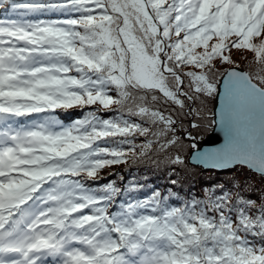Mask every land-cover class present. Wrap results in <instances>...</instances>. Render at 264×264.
Masks as SVG:
<instances>
[{"label":"snow or ice","instance_id":"obj_1","mask_svg":"<svg viewBox=\"0 0 264 264\" xmlns=\"http://www.w3.org/2000/svg\"><path fill=\"white\" fill-rule=\"evenodd\" d=\"M0 9V264H264V196L245 194L264 192V0ZM217 98L225 142L202 148ZM130 163L173 188L190 168L235 175L136 198L145 184L102 175Z\"/></svg>","mask_w":264,"mask_h":264},{"label":"trees","instance_id":"obj_2","mask_svg":"<svg viewBox=\"0 0 264 264\" xmlns=\"http://www.w3.org/2000/svg\"><path fill=\"white\" fill-rule=\"evenodd\" d=\"M0 13L8 16V13L5 9H0ZM242 51V50H240ZM246 51V50H244ZM252 59V54L247 51L245 59H237L241 66H244L248 62V60ZM60 118L67 124L71 123L76 119L81 118V114L79 110H70L65 113L63 111H58ZM212 128V126L210 127ZM109 171L119 173V176L115 177L117 183H123L127 185L130 182H139L141 184H145L146 187L141 192L133 193L132 196L136 198H143L145 194H150L152 189H157L161 192H165L167 190L176 191L179 193L181 200L188 199L189 197H200L203 195V189L210 187L212 184L216 182L226 183L231 180L226 179L222 175L227 172H208L215 173L216 176L208 177L206 172L201 170V173L197 174L195 172L189 171L188 174L182 175V183H178L175 188L170 183L171 179H175V176L169 171L167 167L163 164L157 168L151 164H139V165H120L114 167L110 170H105L102 172V175L108 176ZM124 177V181L122 182L120 177ZM112 179V177H109ZM248 197L252 199L258 200V197H261L260 193H245ZM170 203L173 206H177L180 204L179 200H171Z\"/></svg>","mask_w":264,"mask_h":264},{"label":"water","instance_id":"obj_3","mask_svg":"<svg viewBox=\"0 0 264 264\" xmlns=\"http://www.w3.org/2000/svg\"><path fill=\"white\" fill-rule=\"evenodd\" d=\"M213 108H215V111L217 112V115L215 117V123H212V128L208 132V134L205 137H201L198 139V145L202 148H210V147H216L220 146L225 142V132L221 129L219 125V100L214 99V105Z\"/></svg>","mask_w":264,"mask_h":264},{"label":"rangeland","instance_id":"obj_4","mask_svg":"<svg viewBox=\"0 0 264 264\" xmlns=\"http://www.w3.org/2000/svg\"><path fill=\"white\" fill-rule=\"evenodd\" d=\"M246 54H247V51H244V50L234 52V56H235L236 60L239 59V58L245 59ZM213 105H214V99L208 104L209 109H213ZM211 126H212V124L208 126L206 131L201 133V135H200V137H198V139L201 138V137H205L208 134V132L211 130V128H210ZM189 171L195 172L197 174L201 173V169H199V168H190ZM206 174H207L208 177L216 176L215 173L213 174V173L206 172ZM234 175H235L234 173L227 172V173H224V175H222V176L225 177L228 180L229 179L232 180L234 178ZM241 179H243V176H241ZM249 183L254 185V186H256V190L253 191L251 188H249V189H246L245 193H260L261 196H264V192H261L259 190V181H258V179L253 178L252 180L249 181ZM259 198L260 197H258V199Z\"/></svg>","mask_w":264,"mask_h":264}]
</instances>
